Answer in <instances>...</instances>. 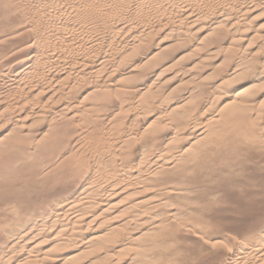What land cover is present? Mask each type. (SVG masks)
<instances>
[{
    "label": "rangeland",
    "instance_id": "374dc122",
    "mask_svg": "<svg viewBox=\"0 0 264 264\" xmlns=\"http://www.w3.org/2000/svg\"><path fill=\"white\" fill-rule=\"evenodd\" d=\"M28 1H31V2L30 3L28 2L27 6L25 4L23 6L24 8H22V7L17 8V4L20 2L18 0H15V1L14 0H12V1L11 0H0V68H1L0 73H2L4 70L9 69L11 66H13L15 64V62L17 63V62H20L22 59H27L28 52H27V49L25 50L26 47L23 48V46H22L17 50V48H15V47L10 48V45L15 43V42L17 43L20 38L22 39V35H23V38L25 37V32H23L24 31L23 26H25V24H24L25 22L23 23L21 20H23V21L28 20V18H29L28 16H31L34 10H35L34 12L37 11L41 16L42 15H43V17L45 16V20L50 18V22H52L54 24V26H56V29H59V31H57L55 29V31H54V35L56 34L54 36L55 39L53 37L51 39L50 45L47 46V49L45 51L46 56L43 54V56L39 59L42 62L41 65H39V68H38V66H35V68H34L35 70L32 73L28 74V76L26 75L23 78L10 77L7 80H5L6 82H1V84H0V86H1L0 87V185H1L0 189L2 188L0 190V205H1L0 206V242H2V244L0 243V247H1L0 250L4 246L7 245L6 243L8 241H11V240L13 241L16 239V237L19 238V237H22L23 235L26 234L23 231V229L25 230V228L32 225V223H33V221H30V220L34 219L35 215H36L35 209L37 207L35 208V206L37 205L36 204L38 201L37 198L39 199V197L41 195H43V193H45V191L48 187H50L51 185H55L56 183H58L60 181L61 176L58 174L61 171L64 172V171L70 170V172H72L73 174H76V173H79V171L81 170L80 168H82L83 170L85 169L87 171L91 167V171L95 169L94 173H93V176H94L93 179H95L94 180L95 184L97 183V186L99 188H102L104 186L103 184H105V182H106L105 176L107 173H105V172L107 170V167L109 169V168H111L110 166H114L115 162L119 161L120 157H118V156H120L122 154L121 152H122V149L124 146H125L124 147L125 149L128 147H129V149L133 148L131 150L132 151L134 150L135 152L133 151L132 154L135 155L136 157L141 156L144 152L148 157L152 158L153 155L155 156V155H158L161 153V152H159V151H162L161 148H163V151H164V149L167 151L169 150V152H167L168 156H171V155L174 156L175 154H177V150L179 151L182 147H184L191 140L190 137H192L194 135L193 133H195L199 129V127L200 128H202V126L205 127L209 122L207 120H209L210 118H214V117H216L215 122H214L216 125L213 123L212 126H208L209 130L207 129L208 132L207 131L206 132L210 134V137H209V135L206 134L204 136V138L206 139L208 136V138H207L208 140L207 139L204 140V138H203V140L201 141L203 143L201 145L206 144L207 141L210 142V140L211 141H213V140L217 141L218 139L219 140L220 139L225 140L228 137L227 135L230 134L229 129H231V128L230 127H228L229 129L224 128L225 127L224 122H226V118L224 119L223 117H225V116H223L220 119H217L220 117L217 114H220V113L223 114L224 113V115H225V114H227V112L229 113V110L231 111L234 107V105L231 103H234L237 101H238L237 103H239V101L242 99L243 96L248 98L247 100H250L252 102V103L250 102L251 104H254V108L250 107V108H253L252 110H250L251 113L249 111H248V113L253 115V117L250 115V117H251L250 122L252 120V123L254 124V128H257V129L253 128L254 130H256V135L254 134L256 137L253 135L254 136L253 138H255V139L252 138L253 141H250V143H249L248 140H250V139H248V138H250L251 136L248 138H245L246 136H243L241 140L243 141L245 139V141H248V142L244 141L246 143L245 144L241 141L242 143H240V144L243 147L241 146V149L239 151L235 150V148L231 147L229 144H228L229 146L227 144L225 146V143H226L225 142L226 140H225L224 146L222 145L223 146L222 149L224 150L228 146L229 151H227V149L224 151L221 149L219 151H221L220 153L222 156L226 155L227 157H229L228 159L230 161L228 159H224V157L221 158L219 156L220 153H218V151H215V152L213 151V153H212L213 158H215V160H217L215 162L216 163V165H215L216 169L214 171H215V173L217 172L218 177L215 179V183L212 182V184L206 185V187H204V189H203L205 191L204 195H206L207 202H208V199H209V202H211V204L209 202L208 203L205 202V204H206V206L210 205L208 207L213 209V211H216L218 214L217 215L218 217L222 216L219 218H222V219L228 221V223H230V224H235L237 227H243V225L246 226L251 221L252 222L255 221L256 218H260L261 216H263L262 214L258 215L256 210L257 209L259 210L263 206V202H264V199H263L264 198L263 197L264 196V194H263L264 190L262 192H260L261 193L260 196L263 194L262 198H261V199H263L262 201L260 200V196L258 193V191H259L258 186H260L261 183L264 184V181H263L264 180L263 179V177H264V158H263V156H264L263 155L264 154V111H262V110H264V92H263L264 91V82H263V84L252 85V83L249 80H250V77H251L253 70H256V68L264 67V18H263L264 15H263V17H261L260 15L257 17H254L256 21L253 19L250 20L249 21L250 26H248L250 29L247 28V25H248V23H247L245 28H242V30H238L239 32H237V33L235 32L236 33L235 34L233 32L236 29L234 30L231 28H229V29L227 28L230 26L221 27V30H220V28H218L219 30H217V31L209 30V28H207V27L209 26L212 18H214L215 16L216 17L219 16V14L222 13V10L223 11L227 10V12L230 13L231 9L233 8V10L236 11L237 9L235 6H237L239 4L238 2H240L241 0H215V1L214 0H193V2H195V4L199 5V3H200L202 6H204V7H202L200 5L202 8H206V13L207 14L209 13L208 15H210V17H211V19H210V17L205 18L204 22L202 21L201 24L197 25L196 27L195 26L190 27L189 19L185 18V15L187 13L186 12L187 9L184 5L185 3H182L184 6L182 4L180 5L178 3L177 4L175 3V5L168 4V3L167 4H161V5L157 4V7H154L155 9L153 8L150 11V10H145L141 7H136V5H134L130 1L121 2L119 0H92V1L91 0H59V1L58 0H28ZM187 1L192 2V0H187ZM7 2H9V3H7ZM23 2L26 3L27 0L26 1L24 0ZM51 2H53V3H51ZM230 2H231V4H230ZM12 3H14L15 6ZM29 5H30V7H29ZM163 6L166 7L167 9L164 8ZM16 8L18 10H16ZM29 8H31V9H29ZM183 8H184V10H183ZM14 10L16 11L15 13H14ZM19 10H20V13H19ZM21 10H22V13H21ZM60 10H61V13H60ZM17 11H18V13H17ZM27 11H28L29 15L28 14L25 15L27 13ZM31 11H32V13H31ZM94 11L97 12L96 16H93V15H95ZM118 11H119V14H118ZM126 11L129 12V15L131 14L129 19H127V20H129L130 22H133L132 24L134 27L132 26V31H131V27H129V28H128V26L123 27L124 26V20L121 18L122 15L120 13L124 14V12H126ZM40 12H42L44 14H41ZM262 14H264V13L262 12ZM20 15H24V16H20ZM211 15H213V16H211ZM119 16L121 19L119 18ZM47 17H49V18H47ZM131 17H133V18H131ZM16 18L18 20L20 19V23H19L20 25L18 23L17 24L14 23L13 19H16ZM257 18L259 20H257ZM10 20H11V22H10ZM92 21H94V22H92ZM122 21H123V24H122ZM21 22H22L23 26H22ZM134 22H135V25H134ZM146 22H148V23H146ZM149 22H151V24ZM156 23H159V24L157 25ZM164 23H166V24L168 23L167 27H169L170 30L171 29H178L180 26L181 31L187 30L186 32L188 34L185 33V35H183L185 38L183 41L180 40L179 42H177V41L171 42L172 38L170 37V35L168 36L167 33L169 31L165 30V29H167L166 26H165V29L163 30V32L160 31L161 30L160 27H164ZM147 24L150 26H148ZM162 24H163V26H162ZM181 25H183V26H181ZM152 26H154V27L157 26V28L160 30L159 31L154 30L157 28L156 27L152 28ZM59 27H61L62 29ZM145 28H147V29L152 28V32H151V30H149V32H147L148 36L146 34L143 35L142 29H145ZM246 28H247V30H246ZM19 29H21V30H19ZM21 31L23 33H21ZM188 31H190V32H188ZM197 31H198V33H197ZM241 31H245V33L241 32ZM17 33H21L22 35L17 34ZM149 33H151V34H149ZM242 33L245 34L246 36H244ZM247 34H248V36H247ZM217 35H219V36L217 37ZM214 36H216V37H214ZM245 37H247L248 39ZM260 37H262V38H260ZM202 38H204V40ZM241 38L245 41H243ZM213 40H214V42H212ZM238 40H240L241 42H239ZM160 41H162L163 44L161 45L160 48H157L159 46L158 42H160ZM202 41H203V43H202ZM209 41H210V44H209ZM135 43H137V44H135ZM177 43H179V44H177ZM148 44H150V45H148ZM250 44H251V46H250ZM118 45H119V47H118ZM172 46H174L175 48ZM176 46H177V48H176ZM22 49H24V50H22ZM20 50H22V51H20ZM136 51H138V52H136ZM160 51H161V53H160ZM53 52H54V54H53ZM168 52H171V53L169 54ZM188 54H190L191 56ZM243 54H244V56H243ZM253 54H254L255 58L252 56ZM156 55H157V57L154 58V56H156ZM152 57H153V59H151ZM166 58L168 59L167 61H166ZM188 58H190V59H188ZM213 59H215V60H213ZM245 59L247 61H249V63L247 61L245 62ZM207 60H208V62H207ZM241 60L242 61L244 60V62L246 64L245 70H242L243 72L241 71V73H238L239 75H237V76L235 74H231V69L238 62L239 63L242 62ZM66 61L67 62L69 61V63H67ZM145 61H147V63ZM151 61H152V63H151ZM82 62L83 63L85 62V64H83ZM5 63H7V65L4 66L3 64H5ZM144 63H146V64H144ZM175 64H176V66H175ZM195 64H197L198 66ZM247 65L250 66L249 67L250 69L248 68ZM196 66L198 68H195ZM218 66L220 68H218ZM255 66H256V68H255ZM207 67H209L210 69ZM133 68H135V69H133ZM163 69L165 70V72ZM216 71L218 73H216ZM132 72H134V73H132ZM244 72H246V73H244ZM99 73H101L100 76H99ZM211 73H213L212 76H211ZM135 75H137L138 77ZM244 76H245V78H244ZM170 77H172V78H170ZM208 77H209V79H208ZM237 77H238V79H237ZM131 78H133V79L130 80ZM234 78H236V79H234ZM173 79H174V81H172ZM232 79H234V80L232 81ZM133 80L135 82H133ZM170 80H171V82H169ZM225 80H227V81H225ZM229 80H230V82H229ZM129 83H131V84H129ZM164 83H166V85ZM219 83L221 84V86L218 85ZM204 86H205V88H204ZM249 86H250V88H249ZM254 86H256V87H254ZM258 86H260V87H258ZM174 88L176 90H174ZM245 88L246 89L249 88L250 90L249 89L246 90ZM260 88H262V89H260ZM52 89L53 90L58 89V90H56L58 92L55 91L56 94H55V92L53 93L54 96L52 95V93H50L52 91ZM106 89H108V91ZM253 89H255L256 91ZM43 90H45V91L43 92ZM47 90L48 91L50 90L49 93L47 92ZM114 90L116 91L115 93H114ZM175 91H176V94H175ZM245 91H248V93ZM27 92H30V93L27 94ZM172 92H173V94H172ZM37 93H38V95H37ZM47 93H48V95H47ZM87 93H89V94H87ZM147 93L149 96L147 95ZM160 93H162V94L160 95ZM49 94H51L52 96H50ZM238 94L240 95V97ZM168 95H169V97H168ZM90 97H94L96 99H94V98L91 99ZM110 97H112V98H110ZM141 97H144V98H141ZM176 97H177V99H176ZM237 97H238V99H237ZM26 98L27 99L31 98L32 99L31 101H33V100L35 101V102L34 101L32 102V103H35V105H34L35 109L34 110H37L39 108V110H37V111H40V113L42 114V115L39 114L40 117L34 115L35 113L34 114L32 112L28 113V111H30V108L27 111L21 110V109H23L21 107L23 106L22 104L24 103ZM100 98L102 101L100 100ZM188 98H190V99H188ZM38 99L40 102L38 101ZM145 99H148L147 104H146V101L143 102ZM197 100H198V102H197ZM68 101L70 102V105L73 107L74 106H77V107L80 106L81 109L85 108L82 111L85 110V112L87 113V114L82 113V116H84V114H86L83 118L76 114L75 115L76 117L74 116V119L71 117L70 118L71 120L67 121V122H70V127L72 128V130L70 128V133L72 131H75V133L72 132V134L74 133L75 135L70 134L71 137H70L69 148L66 147L65 142L62 145L63 142H61L62 140L60 141L61 138L59 139V137H62V133L61 134L59 133L61 131L55 132L56 131L55 128H53L51 125H50V128L52 127V129L48 128L49 127L48 126L49 120L47 119V115H50L51 113H53L54 111H52V110L56 111L58 106L60 105V103L61 104L63 102L69 103ZM187 103L188 104L191 103V104L187 105ZM229 104H231L233 106H231ZM73 107H72V109H73ZM100 108H103V111H102V109L100 110ZM173 109H174V111H173ZM171 110H172V112H171ZM207 110H209V111H207ZM210 111H213V112L211 113ZM225 111H227V112L225 113ZM96 112H97V115H96ZM215 113H217V114H215ZM259 113H260V115H259ZM45 114H47V115H45ZM178 114H179V116H178ZM182 115H183V117H182ZM215 115H217V116H215ZM45 116H46V121L41 119V118H45ZM175 116H176V118H175ZM117 117H118V119H117ZM179 117H180V119H179ZM176 119H178V120H176ZM39 120H42V121H39ZM255 120H256V122H255ZM60 121H63V119ZM178 121H180L179 125H178ZM40 122H41V124H40ZM150 122H151V124H149ZM188 122H190V123H188ZM216 122H218V123H216ZM16 123H18V124H16ZM65 123H66V121H64L63 124H65ZM80 123H82V124H80ZM134 124H136V125H134ZM182 124H183V126H182ZM257 124H258V126H256ZM169 125H170V127L168 128L167 126H169ZM198 125H200V126H198ZM259 125H260V128H259ZM33 126H34V128H33ZM59 126H61V125H59ZM146 126H148L149 128H147ZM165 126H166V128H165ZM187 126H190L192 128H190V127L187 128ZM218 126H220V127H218ZM145 127H146V129H145ZM31 128H32V130H31ZM62 128L60 127L58 129L62 130ZM73 128H74V130H73ZM75 128H76V130H75ZM176 128L177 129L179 128V129L177 130ZM195 128H196V130H195ZM205 128H207V127H205ZM210 128L211 129L213 128V129L210 130ZM144 129L146 131L145 133H144ZM153 129H155V130H153ZM161 129H164V131H166V132H164L163 130H162L163 132L160 131ZM181 129H182V131H181ZM221 129L223 130L224 134L222 133ZM225 129L229 130V131H225ZM176 130L178 132L179 131L180 132L177 133ZM184 130H186V131H184ZM192 130H193V132H192ZM216 130L218 133L216 132ZM49 131H51V132H49ZM213 131L216 133H214ZM221 134H223V135H221ZM188 135H190V136H188ZM56 136L57 137L59 136L58 139ZM80 136H82V137H80ZM143 136L145 138H142ZM147 136H148V138H147ZM55 137H56V141H58L57 142L58 146H59V147L57 146L58 149H55L56 146H54L56 143V141H54ZM177 137H179V138L181 137L180 139H183L184 141L180 140ZM13 138H15V139H13ZM42 138H44V139H42ZM46 138L48 141H46ZM91 138H93V139H91ZM149 138H150V141H147V139H149ZM216 138H217V140H215ZM82 139H84V140H82ZM145 139L147 141L146 143L144 142ZM177 139H178V141H176ZM19 140H21V141L18 142ZM27 140H28V142H27ZM117 140H118V142H117ZM122 140H125L126 143ZM38 142L41 144H38ZM42 142H44V143H42ZM53 142H55V143H53ZM59 142H61V143L59 144ZM97 142H99V143H97ZM178 142H179V144H178ZM251 142L253 145L251 144ZM51 143H53V144H51ZM10 144H12V145H10ZM131 144L133 147L130 146ZM121 145H122V147H120ZM148 145H150V146H148ZM18 146H20V147H18ZM23 146H25V147H23ZM152 146L154 149L151 148ZM174 146H176V147H174ZM247 146H249V147H247ZM16 147H18V148H16ZM65 147H66V150H65ZM170 147H172V148H170ZM204 147L205 146H202V148H204ZM34 148H36V149H34ZM120 148H122V149H120ZM149 148H151V149H149ZM52 149H55V150L53 151ZM125 149H123V151H126ZM257 150H258V152H257ZM51 151H53L54 155H55V152H57V156L58 155H61V156L57 157L55 155L56 156L55 157L52 154V156H54V157H52L50 154V153H52ZM67 151H69V155H70L69 160H68L69 157H67L65 154V152H67ZM58 152H59V154H58ZM71 154H73V155H71ZM252 154H254V155L252 156ZM37 155H39V156H37ZM29 159H30V161H29ZM52 159L54 162L52 161ZM3 161H4V163H3ZM75 161H77V162H75ZM111 161L112 162L115 161V162H113L114 164H112ZM13 162H15V163H13ZM26 162H28V163H26ZM106 162L109 164V166L107 165ZM33 163H34V165H32ZM69 163H71V164H69ZM225 163H226V165H225ZM227 163H228V165H227ZM221 164H222V166H221ZM57 169H59V170H57ZM101 171H103V172H101ZM56 172H57V174H56ZM257 172H259V173H257ZM15 173H16V175H15ZM250 173H251V175H250ZM26 174H27V176H26ZM8 175H10V177ZM183 175H185V177H183V179H182L183 181H181V183H179L175 186L179 187L180 189L184 188V190H185L184 193L186 194V195L184 194L185 199L187 201L191 199L190 201H192V196H193V198H195L198 194H200V193H198V187H199V185H198L199 183H197L198 179L192 180L189 176L190 175L189 172H185V173L183 172ZM1 176H2V178H1ZM37 176H38V178H37ZM56 176H58V177H56ZM259 177H262V178H259ZM20 178H22V180ZM43 178H45V179H43ZM186 178H187V181L184 180ZM25 179L27 181L26 183L23 182V181H25ZM190 179H191V181H190ZM42 180L44 183L42 182ZM97 180H99V181H97ZM188 181H190V182H188ZM194 181H196V182H194ZM101 182H103V184ZM244 182H246V183H244ZM61 183L59 182V184H61ZM192 183H194V185ZM42 184H43V186H42ZM182 184H184V186ZM195 184H197V185H195ZM13 185H14V187H13ZM18 186H20L21 188ZM98 187H97V190L100 191L101 189H98ZM260 187H264V185L261 184ZM188 188H190V189H188ZM207 188H209V189H207ZM206 189L208 190V192ZM254 189H256L257 191ZM232 190H234V191L232 192ZM217 191L220 193H218ZM229 191H230V193H228ZM209 192H211V193L209 194ZM15 193H17V194H15ZM196 193H197V195H196ZM212 193H213V195H212ZM224 193H226V194H224ZM231 193H234V194H231ZM241 193H243V194H241ZM18 194H20V196H18ZM188 194H190L191 196ZM228 194H229V196H228ZM249 194L256 195V198H255L256 200L254 198H252L251 200H248L249 202H247V199H249ZM207 196H208V198H207ZM209 196H211L212 198ZM258 196H259V198H258ZM168 200H169V202H168ZM240 200H242V201H240ZM155 201H157L156 203L161 201V203H162L161 208H163L165 206L163 208L164 211L170 215H171L172 211L174 210V208L176 209V213H177L178 208H179V210H178V214L176 215L177 217L175 216L176 219H174L175 218L174 217L171 222H167L166 224L163 222L164 225L162 224V226L159 227L160 231L158 229H156V230L153 229V231L151 230L152 235H150V239L154 240L156 238V240H159V237H158L159 232H160L159 235L163 234L162 232H165L166 235H168V234L172 235V233H174L173 234L174 237H175L176 233H178L176 235L177 241L176 240H174V241L170 240L169 241L170 244L175 245V249H176L175 251L176 252H178L177 251V248H178V250H179L178 253H180L179 255H178V253H176V255H178V258L180 259L179 256L181 255V257H182L184 252H185L184 250H181V251H183V252H181L180 247H178V246L184 245L182 247L186 248V252L190 253V252H192V249H195V251L193 250L194 252H192V254L193 255L198 254L196 256V257H198L197 259L203 260V261H200V260L197 261V259H194L195 256H193L191 253H190L191 256H190V254L185 253L184 256L185 255L190 256L188 258L193 260V262H192V260L187 259V260H190V263H194L196 261H197L196 263L201 262L202 264H205V263L206 264H208V263L209 264H212V263L217 264V263H219L220 262L219 255L227 250L228 247H226V246H229V245L225 244L226 241L222 240L225 242V243L223 242V244H222V242L221 243L219 242L220 241L219 239H216V237L219 235H227V236H225V238L226 239L229 238L228 240L230 242L231 241L233 242L234 239L236 240V238L241 239V237H242V239H243L244 235H247V234L249 235V230H247L245 233L240 234L239 232L234 231L233 229L222 228V227L219 229L218 226L212 227L214 225L209 221L208 222L210 224L207 221H205V222L204 221L201 222L199 220L196 221V219L192 218L193 215L192 214H191L192 216L190 215L191 212L193 213V210L195 208V207H193V205H196L193 202L191 203L190 201H188V202L186 201L187 203H183V204L180 203L181 205H177L175 203V200H171L168 198H166L164 200L157 199ZM170 201H172V202H170ZM238 201H239V203H238ZM212 204H214V205H212ZM260 204H261V207L259 206ZM166 205L168 206V208H166ZM181 207H182V210H181ZM169 208H171V209H169ZM155 210H157V208ZM178 216H180L182 218H180ZM177 218H180V220ZM188 219H190V220H188ZM194 225H195V227H194ZM175 227H177V228H175ZM216 228L218 230H216ZM123 229L124 230L122 231V233H120V235H123L124 231H125V233L129 232L127 229H125V228H123ZM211 229H212V231H211ZM172 230H174V231H172ZM154 231L157 232V234L153 233ZM7 235H8V237H6ZM241 235H243V236H241ZM120 238H122V237L110 239L109 240L110 242L113 240L111 242L112 245L110 243L106 242L107 244H103L102 246L96 245L99 248L98 247L96 248V246H95V248L93 247V248L86 249L85 250L86 252L84 254L82 253L79 256L71 254V256H75V257H71L72 259L70 258L71 264H91V263L92 264H114V263L115 264H118V263L119 264H130V263H133L134 261L132 260V258L134 257L133 259H137L135 257L136 251L132 250L131 247L130 248H128V247L126 248V246L120 247L119 246V244H121ZM114 239H116V240L114 241ZM191 240H193V241H191ZM217 240H218V242H216ZM215 242H216V244H215ZM217 243H219V244H217ZM3 244H4V246H2ZM170 244H168V245H170ZM224 244H225V246H224ZM51 246L52 245H50V247ZM188 246H190V247H188ZM172 247H174V246H172ZM187 247L191 248V250L187 249ZM193 247H196L197 249L193 248ZM119 248H121V249H119ZM225 248H226V250H224ZM90 249H92V250H90ZM118 249L121 250V252ZM170 249H173V248H170ZM89 250L91 251V254H90ZM97 250H98V253H97ZM92 251L95 253H93ZM106 252H109V253H106ZM174 255H172L173 257L170 255L171 257L166 258L165 260H163L162 263H161V261H159V263H161V264H179L180 261L177 262L179 259H176L177 257L176 256L174 257ZM110 256H111V258L114 256L115 257L112 258L113 259L112 260L110 258ZM131 256H132V258H131ZM187 256H185V257H187ZM97 259H100V260H97ZM13 261H15V259H13ZM94 261L96 263H94ZM204 261H206V262L204 263ZM156 262L157 261H155V263ZM28 264H30V263H28ZM31 264H34V263H31ZM138 264H140V263H138ZM141 264H142V262H141Z\"/></svg>",
    "mask_w": 264,
    "mask_h": 264
},
{
    "label": "bare ground",
    "instance_id": "6f19581e",
    "mask_svg": "<svg viewBox=\"0 0 264 264\" xmlns=\"http://www.w3.org/2000/svg\"><path fill=\"white\" fill-rule=\"evenodd\" d=\"M12 1V0H11ZM15 1V0H14ZM20 1L17 4V8H24L23 6L26 4V6L28 5L27 3L31 2L28 1L25 3L22 0H18ZM26 1V0H25ZM59 1V0H58ZM92 1V0H91ZM121 2H125V1H130L132 2L134 5H136V7H141L145 10H152L154 7H157V4H172L175 5V3L177 4H182L185 3V7H186V15L185 18L189 19V24L190 27L191 26H197L199 24H201V22H204L205 18L210 17V15H208L206 13V8H202L204 6H202L200 3L195 4V2H190L187 0H119ZM215 1V0H214ZM17 2V1H16ZM57 2V1H56ZM66 2V1H65ZM64 2V3H65ZM120 2V3H121ZM4 3V2H3ZM9 3V2H7ZM53 3V2H51ZM62 3V2H61ZM84 3V2H83ZM207 3V2H206ZM239 4L236 7V11L233 10V8L231 9V12H227V10H222V13L219 14V16H215L214 18H212L209 26L207 28H209V30L212 31H217L219 30L218 28L221 27H227L228 29H236L233 33H237L239 32L238 30H242V28H245L247 23V28H249V21L250 20H255L254 17L257 16H261L263 17L264 14H262V12L264 13V0H241L240 2H238ZM14 5V3H12ZM123 4V3H122ZM121 4V5H122ZM204 4V3H203ZM210 4V3H209ZM231 4V2H230ZM235 4V3H234ZM32 5V4H31ZM107 5V4H106ZM124 5V4H123ZM183 5V4H182ZM183 5V6H184ZM202 7H201V6ZM15 6V5H14ZM13 6V7H14ZM166 6V5H165ZM30 7V5H29ZM32 7V6H31ZM40 7V6H39ZM74 7V6H73ZM159 7V6H158ZM161 7V6H160ZM164 7V6H163ZM171 7V6H170ZM178 7V6H177ZM234 7V8H235ZM16 8V10H18ZM26 8V7H25ZM33 8V7H32ZM79 8V7H78ZM166 8V7H164ZM181 8V7H180ZM14 9V8H13ZM31 9V8H29ZM77 9V8H76ZM155 9V8H154ZM167 9V8H166ZM37 10V9H36ZM122 10V9H121ZM184 10V8H183ZM182 10V11H183ZM11 11V10H10ZM26 11V10H25ZM35 11V10H34ZM32 13L31 16H28V20H21L25 26H23L22 22V26L25 32V37L23 38V35L21 33H23L21 31V33H17L22 35V39L18 40V42L13 43L10 45L11 47H15L17 48V50L23 46L26 47L25 50L27 49L28 52V57L27 59H22L20 62H15V64L13 66H11L9 69L7 70H2L3 72L0 73V84L1 82H6L5 80H7L10 77H17V78H23L26 75L28 76V74L32 73L35 69V66L41 65V60H39L43 54L45 55V51L47 49V46L50 45L51 43V39L56 35H54V31L56 29V26H54V24L52 22H50V18L45 20V16L43 17V15L41 16L37 11ZM101 11V10H100ZM123 11V10H122ZM129 11V10H128ZM126 11L124 12V14L120 13L122 16L121 18L124 20V26H128L131 27V31H132V26H133V22H130L129 20V12ZM209 11V10H208ZM16 11L14 10V13ZM18 13V11H17ZM20 13V10H19ZM22 13V10H21ZM41 14H44L42 12H40ZM61 13V10H60ZM96 16L97 12L94 11ZM132 13V12H131ZM28 14V11L25 15ZM119 14V11H118ZM262 14V15H261ZM29 15V14H28ZM52 15V14H51ZM100 15V14H99ZM162 15V14H161ZM171 15V14H170ZM20 16H24V15H20ZM50 16V15H49ZM86 16V15H85ZM91 16V15H90ZM133 16V15H132ZM213 16V15H211ZM26 17V16H25ZM57 17V16H56ZM117 17V16H116ZM8 18V17H7ZM53 18V17H52ZM58 18V17H57ZM56 18V19H57ZM67 18V17H66ZM114 18V17H113ZM120 18V16H119ZM120 18V19H121ZM133 18V17H131ZM264 18V17H263ZM9 19V18H8ZM62 19V18H61ZM186 19V20H187ZM211 19V17H210ZM14 23H20V19L18 20L13 19ZM58 20V19H57ZM60 20V19H59ZM81 20V19H80ZM133 20V19H132ZM257 20H259L257 18ZM52 21V20H51ZM61 21V20H60ZM162 21V20H161ZM256 21V20H255ZM11 22V20H10ZM94 22V21H92ZM253 22V21H252ZM148 23V22H146ZM151 24V22H149ZM155 23V22H154ZM153 23V24H154ZM163 23V22H162ZM123 24V21H122ZM157 25L159 23H156ZM164 23V27H160V29L157 28V26H155L157 29L154 30H160L163 32V30L165 29V26L169 32L167 33L168 36L170 35V37L172 38V41H177L179 42L180 40H184V36L185 33L188 34L186 31L187 30H183L181 31L180 26L178 29H169V27H167V24ZM180 24V23H179ZM178 24V25H179ZM20 25V24H19ZM135 25V22H134ZM148 25V24H147ZM146 25V26H147ZM173 25V24H172ZM252 25V24H251ZM11 26V25H10ZM18 26V25H17ZM21 26V27H22ZM150 26V25H148ZM163 26V24H162ZM169 26V25H168ZM183 26V25H181ZM58 27V26H57ZM134 27V26H133ZM154 26H152L153 28ZM154 27V28H155ZM61 28V27H59ZM136 28V27H135ZM148 28V27H147ZM142 29L143 30V35H147L149 30H151L152 32V28L151 29ZM193 28V27H192ZM246 28V30H247ZM13 29V28H12ZM62 29V28H61ZM147 29V30H146ZM204 29V28H203ZM227 29V30H228ZM250 29V28H249ZM262 29V28H261ZM21 30V29H19ZM57 31H59V29H56ZM120 30V29H119ZM177 30V31H176ZM206 30V29H205ZM245 30V31H246ZM263 30V29H262ZM185 31V32H184ZM201 31V30H200ZM199 31V32H200ZM211 31V32H212ZM231 31V30H230ZM245 31H241L243 33H245ZM19 32V31H18ZM120 32V31H119ZM130 32V31H129ZM141 32V31H140ZM157 32V31H156ZM167 32V31H166ZM190 32V31H188ZM203 32V31H202ZM249 32V31H248ZM60 33V32H59ZM198 33V31H197ZM216 33V32H215ZM224 33V32H223ZM226 33V32H225ZM235 33V34H236ZM242 33V34H243ZM247 33V32H246ZM255 33V32H254ZM58 34V33H57ZM141 34V33H140ZM151 34V33H149ZM156 34V33H155ZM211 34V33H210ZM231 34V33H230ZM19 35V36H20ZM99 35V34H98ZM194 35V34H193ZM212 35V34H211ZM244 36H246L245 34H243ZM102 36V35H101ZM151 36V35H150ZM191 36V35H190ZM213 36V35H212ZM219 35H217L218 37ZM226 36V35H225ZM233 36V35H232ZM248 36V34H247ZM254 36V35H253ZM260 36V35H259ZM117 37V36H116ZM169 37V38H170ZM187 37V36H186ZM192 37V36H191ZM216 37V36H214ZM147 38V37H146ZM154 38V37H153ZM167 38V37H166ZM213 38V37H212ZM247 38V37H245ZM244 38V39H245ZM257 38V37H256ZM262 38V37H260ZM24 39V40H23ZM55 39V37H54ZM103 39V38H102ZM149 39V38H148ZM160 39V38H159ZM204 40V38H202ZM214 39V38H213ZM242 39V38H241ZM248 39V38H247ZM252 39V38H251ZM254 39V38H253ZM3 40V39H2ZM83 40V39H82ZM123 40V39H122ZM143 40V39H142ZM151 40V39H150ZM161 40V39H160ZM165 40V39H164ZM163 40V41H164ZM222 40V39H221ZM225 40V39H224ZM227 40V39H226ZM243 40V39H242ZM257 40V39H256ZM260 40V39H259ZM239 42H241L240 40H238ZM245 41V40H243ZM252 41V40H251ZM5 42V41H4ZM143 42V41H142ZM186 42V41H185ZM206 42V41H205ZM214 42V40L212 41ZM55 43V42H54ZM149 43V42H148ZM203 43V41H202ZM216 43V42H215ZM222 43V42H221ZM238 43V42H237ZM25 46H24V45ZM137 44V43H135ZM141 44V43H140ZM145 44V43H144ZM152 44V43H151ZM163 44L162 41L158 42V47L160 48L161 45ZM171 44V43H170ZM179 44V43H177ZM207 44V43H206ZM210 44V41H209ZM230 44V43H229ZM257 44V43H256ZM255 44V45H256ZM139 45V44H138ZM150 45V44H148ZM154 45V44H153ZM188 45V44H187ZM216 45V44H215ZM90 46V45H89ZM137 46V45H136ZM135 46V47H136ZM144 46V45H143ZM191 46V45H190ZM205 46V45H204ZM251 46V44H250ZM253 46V45H252ZM119 47V45H118ZM123 47V46H122ZM133 47V46H132ZM140 47V46H139ZM154 47V46H153ZM174 47V46H172ZM187 47V46H186ZM197 47V46H196ZM138 48V47H137ZM175 48V47H174ZM177 48V46H176ZM227 48V47H226ZM141 49V48H140ZM143 49V48H142ZM163 49V48H162ZM24 50V49H22ZM20 50V51H22ZM60 50V49H59ZM138 50V49H137ZM172 50V49H171ZM179 50V49H178ZM114 51V50H113ZM142 51V50H141ZM166 51V50H165ZM210 51V50H209ZM219 51V50H218ZM226 51V50H225ZM234 51V50H233ZM237 51V50H236ZM235 51V52H236ZM245 51V50H244ZM62 52V51H61ZM138 52V51H136ZM167 52V51H166ZM172 52V51H171ZM171 52H168L169 54ZM198 52V51H197ZM216 52V51H215ZM247 52V51H246ZM19 53V52H18ZM161 53V51H160ZM196 53V52H195ZM207 53V52H206ZM250 53V52H249ZM248 53V54H249ZM259 53V52H258ZM52 54V53H51ZM54 54V52H53ZM142 54V53H141ZM148 54V53H147ZM260 54V53H259ZM155 55V54H154ZM186 55V54H185ZM190 55V54H188ZM198 55V54H197ZM233 55V54H232ZM46 56V55H45ZM67 56V55H66ZM96 56V55H95ZM159 56V55H158ZM191 56V55H190ZM216 56V55H215ZM244 56V54H243ZM254 57V54L252 55ZM257 56V55H256ZM73 57V56H72ZM114 57V56H113ZM149 57V56H148ZM157 57L154 56V58ZM193 57V56H192ZM241 57V56H240ZM252 57V58H253ZM6 58V57H5ZM63 58V57H62ZM132 58V57H131ZM163 58V57H162ZM183 58V57H182ZM196 58V57H195ZM202 58V57H201ZM219 58V57H218ZM228 58V57H227ZM246 58V57H245ZM255 58V57H254ZM153 59V57L151 58ZM159 59V58H158ZM184 59V58H183ZM190 59V58H188ZM217 59V58H216ZM230 59V58H229ZM4 60V59H3ZM110 60V59H109ZM145 60V59H144ZM149 60V59H148ZM156 60V59H155ZM168 59L166 58V61ZM215 60V59H213ZM226 60V59H225ZM19 61V60H18ZM153 61V60H152ZM151 61V63H152ZM161 61V60H160ZM165 61V60H164ZM163 61V62H164ZM205 61V60H204ZM242 61V60H241ZM247 60L245 59V62ZM67 62V61H66ZM87 62V61H86ZM105 62V61H104ZM147 63V61H145ZM162 62V63H163ZM178 62V61H177ZM208 62V60H207ZM224 62V61H223ZM228 62V61H227ZM231 62V61H230ZM244 60L242 62H238L232 69H231V74H235L236 76L239 75L238 73H241L242 70H245L246 64H245ZM249 63V61H247ZM10 63V62H9ZM69 63V61L67 62ZM83 63V62H82ZM144 63V64H146ZM149 63V62H148ZM199 63V62H198ZM222 63V62H221ZM254 63V62H253ZM85 64V62L83 63ZM91 64V63H90ZM104 64V63H103ZM129 64V63H128ZM150 64V63H149ZM160 64V63H159ZM173 64V63H172ZM231 64V63H230ZM252 64V63H251ZM4 66L7 65V63L3 64ZM10 65V64H9ZM12 65V64H11ZM63 65V64H62ZM193 65V64H192ZM197 65V64H195ZM256 65V64H255ZM260 65V64H259ZM69 66V65H68ZM82 66V65H81ZM91 66V65H90ZM160 66V65H159ZM176 66V64H175ZM198 66V65H197ZM195 68H198V67ZM202 66V65H201ZM220 66V65H219ZM218 66V68H220ZM244 66V67H243ZM248 66V65H247ZM2 67V66H1ZM77 67V66H76ZM85 67V66H84ZM118 67V66H117ZM116 67V68H117ZM154 67V66H153ZM210 67V66H209ZM207 67V68H209ZM250 66H248L249 68ZM37 68V67H36ZM66 68V67H65ZM139 68V67H138ZM142 68V67H141ZM140 68V69H141ZM166 68V67H165ZM164 68V69H165ZM194 68V69H195ZM215 68V67H214ZM227 68V67H226ZM256 68V66H255ZM64 69V68H63ZM83 69V68H82ZM98 69V68H97ZM135 69V68H133ZM153 69V68H152ZM163 69V70H164ZM205 69V68H204ZM210 69V68H209ZM250 69V68H249ZM100 70V69H99ZM116 70V69H115ZM192 70V69H191ZM198 70V69H197ZM248 70V69H247ZM93 71V70H92ZM199 71V70H198ZM207 71V70H206ZM0 72H1V68H0ZM98 72V71H97ZM165 72V70H164ZM222 72V71H221ZM243 72V71H242ZM62 73V72H61ZM71 73V72H70ZM84 73V72H83ZM134 73V72H132ZM216 73H218L216 71ZM215 73V74H216ZM246 73V72H244ZM251 73V72H250ZM101 73H99L100 76ZM111 74V73H110ZM131 74V73H130ZM210 74V73H209ZM214 74V75H215ZM144 75V74H143ZM213 75V73H211V76ZM226 75V74H225ZM248 75V74H247ZM68 76V75H67ZM137 76V75H135ZM218 76V75H217ZM53 77V76H52ZM78 77V76H77ZM113 77V76H112ZM133 77V76H132ZM138 77V76H137ZM242 77V76H241ZM250 77V76H249ZM33 78V77H32ZM146 78V77H145ZM172 78V77H170ZM195 78V77H194ZM200 78V77H199ZM232 78V77H231ZM245 78V76H244ZM31 79V78H30ZM133 78H131L130 80H132ZM161 79V78H160ZM196 79V78H195ZM209 79V77H208ZM227 79V78H226ZM230 79V78H229ZM236 79V78H234ZM232 79V81L234 80ZM238 79V77H237ZM240 79V78H239ZM25 80V79H24ZM40 80V79H39ZM43 80V79H42ZM62 80V79H61ZM84 80V79H83ZM87 80V79H86ZM127 80V79H126ZM159 80V79H158ZM211 80V79H210ZM228 80V79H227ZM225 80V81H227ZM241 80V79H240ZM9 81V80H8ZM64 81V80H63ZM174 81V79L172 80ZM201 81V80H200ZM252 85H259V84H263L264 82V67L262 68H256V70L252 71L250 80H249ZM52 82V81H51ZM65 82V81H64ZM133 82H135L133 80ZM132 82V83H133ZM171 82V80L169 81ZM198 82V81H197ZM230 82V80H229ZM128 83V82H127ZM158 83V82H157ZM225 83V82H224ZM233 83V82H232ZM5 84V83H4ZM3 84V85H4ZM46 84V83H45ZM51 84V83H50ZM121 84V83H120ZM131 84V83H129ZM136 84V83H135ZM155 84V83H154ZM166 85V83H164ZM203 84V83H202ZM211 84V83H210ZM10 85V84H9ZM57 85V84H56ZM78 85V84H77ZM100 85V84H99ZM106 85V84H105ZM153 85V84H152ZM168 85V84H167ZM199 85V84H198ZM218 85L221 86V84L219 83ZM251 85V86H252ZM66 86V85H65ZM76 86V85H75ZM81 86V85H80ZM79 86V87H80ZM89 86V85H88ZM126 86V85H125ZM151 86V85H150ZM157 86V85H156ZM1 87V86H0ZM178 87V86H177ZM201 87V86H200ZM256 87V86H254ZM260 87V86H258ZM34 88V87H33ZM74 88V87H73ZM125 88V87H124ZM179 88V87H178ZM205 88V86H204ZM217 88V87H216ZM250 88V86H249ZM247 88V89H249ZM253 88V87H252ZM221 89V88H220ZM229 89V88H228ZM246 89V88H245ZM246 89V90H247ZM262 89V88H260ZM24 90V89H23ZM34 90V89H33ZM46 90V89H45ZM43 90V92L45 91ZM58 90V89H56ZM56 90H53L50 92L52 93V95L54 96V92ZM99 90V89H98ZM108 91V89H106ZM116 90V89H115ZM114 90V93L116 92ZM136 90V89H135ZM165 90V89H164ZM174 90H176L174 88ZM250 90V89H249ZM255 90V89H253ZM31 91V90H30ZM50 91V90H49ZM49 91L47 90V92L49 93ZM132 91V90H131ZM204 91V90H203ZM219 91V90H218ZM225 91V90H224ZM256 91V90H255ZM58 92V91H56ZM55 92V94H56ZM62 92V91H61ZM69 92V91H68ZM101 92V91H100ZM125 92V91H124ZM208 92V91H207ZM248 93V91H245ZM264 92V91H263ZM12 93V92H11ZM30 92H27V94ZM47 93V95H48ZM98 93V92H97ZM152 93V92H151ZM150 93V94H151ZM168 93V92H167ZM240 93V92H239ZM253 93V92H252ZM255 93V92H254ZM45 94V93H44ZM70 94V93H69ZM89 94V93H87ZM123 94V93H122ZM162 93H160L161 95ZM173 94V92H172ZM176 94V91H175ZM205 94V93H204ZM227 94V93H226ZM258 94V93H257ZM256 94V95H257ZM38 95V93H37ZM50 96H52L51 94H49ZM114 95V94H113ZM125 95V94H124ZM148 95V93H147ZM155 95V94H154ZM159 95V94H158ZM239 95V94H238ZM247 95V94H246ZM249 95V94H248ZM25 96V95H24ZM60 96V95H59ZM64 96V95H63ZM69 96V95H68ZM71 96V95H70ZM88 96V95H87ZM100 96V95H99ZM105 96V95H104ZM110 96V95H109ZM149 96V95H148ZM153 96V95H152ZM243 96V95H242ZM253 96V95H252ZM16 97V96H15ZM96 97V96H95ZM163 97V96H162ZM169 97V95H168ZM193 97V96H192ZM201 97V96H200ZM211 97V96H210ZM240 97V95H239ZM244 97V98H243ZM242 99L239 101V103L234 102L231 103L234 105L233 109L230 111L229 113L227 111H225V113L227 112V114L224 115L221 114H217L220 117L217 119H220L221 117H223L224 119L226 118V122L225 123V127L224 128H228L230 127V134H228L227 138L225 140H217V138L215 140L217 141H207L206 144L201 145L203 142H201L204 138V136L207 134L210 137V134L207 133L208 132V126H212L213 123L215 122V118H210L208 122V124L205 126L207 128H205L204 126H202V128L199 127V129L193 133L191 140L184 146L182 147L179 151L177 150V154H173L174 156H168L167 152H169V150H165L163 151H159L161 152L158 155H153L152 158L148 157L144 152L141 156H135L133 155V151L131 149L128 148H124L126 151H123L122 148V154L118 157L119 161L115 162L114 166H110L111 168L108 169L105 173L106 174V182L105 184H103V182H101L104 186L102 188H99L97 186V183L95 184V179H93V173L94 170L91 171V167L90 169H88L87 171L82 168H80L81 170L79 171V173L73 174L72 172H70V170L68 171H64V172H60L58 175L61 176L60 178V183H56L55 185H49L50 187H48L45 191V193H43V195H41L39 197V199L37 198V205L35 206V211H36V215L35 218L30 220L33 221L32 225L28 226L27 228H25V230L23 229V231L26 233L25 235H23L22 237H19L15 240H11L8 241L6 244V246H4V244L2 246H4L1 250H0V264H28V263H34V264H71L70 262V258L71 257H75V256H71V254L73 255H81L82 253L84 254L86 251V249L89 248H95L96 245H103V244H107L113 241H109L110 239L113 238H117V237H122L120 238L121 244H119L120 247H125L126 248H132V250H135L136 255L135 257L137 259H133L132 256V260L134 261V264H138L142 262V264H161L163 262V260H165L168 257H171L172 255H174V257L176 256V259L178 258V255L180 253L178 248L176 252L175 250V245L170 244V240H176V235L178 233H176L175 237H174V233H172V235H166L165 232H162L163 234L159 235L160 232L158 233V237L159 240H156V238L150 239V235H152V231L153 229H160L159 227L162 226L163 222L166 224L167 222H171L173 220V218L178 214V210L177 209V213H176V209L174 208V210L172 211L171 215L168 214L167 212L164 211V207H162V203L161 201L156 203L157 199L160 200H164L166 198L171 199V200H175V203L177 205H181L183 203H187L190 200H186L185 196H184V188H179L175 185L181 183V181H183V177H185V175H183V172H189V176L192 180H196L198 179L197 183H199V187H198V194L196 193V197L193 198L192 196V201H190L191 203H195L196 205H193L194 210L193 213L191 212L190 215L192 214L194 219L199 220L201 222H205V221H209L211 222L215 227L218 226L219 229L222 228H229V229H233L234 231L241 233H245L247 230H249V235H241L244 238L242 239H238L236 238V240L234 239V241L230 242L228 239L225 238V236L227 235H219L216 237V239H219L220 243L224 241H226L225 244L229 245L226 246L228 247L227 250L226 248L224 250H226L225 252H223L222 254L219 255V259L220 262L217 264H264V202H263V206L261 207V204L259 205L260 209L256 210L258 215L262 214L263 216H261L260 218H256L255 221H251L250 223H248V225L243 227H237L235 224H230L228 223V221L219 218L222 216H217V212L213 211V209L209 208L208 206H206L205 202L208 203L206 200V195L205 191L203 190L204 187H206V185H210L213 183H215V179L218 177L217 176V172L215 173V165H216V161L215 158H213V151H218V153H220L222 149V147L224 146V141L225 146L226 144L230 145L231 147L235 148V150L239 151L241 149V144L240 143H245L248 142L250 143V141H253L252 138L256 135V130L257 128H254V124L252 123V120L250 122V115L253 117L252 114H250V110H252L254 108V104H251L252 102L250 100H247L248 98H246L245 96H243ZM6 98V97H5ZM21 98V97H20ZM33 98V97H32ZM63 98V97H62ZM65 98V97H64ZM67 98V97H66ZM70 98V97H69ZM85 98V97H84ZM88 98V97H87ZM91 99L94 97H90ZM112 98V97H110ZM144 98V97H141ZM147 98V97H146ZM149 98V97H148ZM151 98V97H150ZM209 98V97H208ZM224 98V97H223ZM246 98V99H245ZM34 99V98H33ZM50 99V98H49ZM54 99V98H53ZM68 99V98H67ZM96 99V98H94ZM99 99V98H98ZM109 99V98H108ZM107 99V100H108ZM177 99V97H176ZM190 99V98H188ZM238 99V97H237ZM32 99H27L24 101V103L21 105L23 109H21L22 111H27L30 108L29 112H32L34 115L39 116L42 115L40 113L39 108L37 110L35 109V103H32L33 101H31ZM41 100V99H40ZM85 100V99H84ZM87 100V99H86ZM101 100V98H100ZM143 100V99H142ZM147 100L145 99L143 102L146 101L147 104ZM235 100V99H234ZM254 100V99H253ZM17 101V100H16ZM39 101V99H38ZM53 101V100H52ZM88 101V100H87ZM99 101V100H98ZM97 101V102H98ZM102 101V100H101ZM110 101V100H109ZM154 101V100H153ZM164 101V100H163ZM263 101V100H262ZM35 102V101H34ZM40 102V101H39ZM49 102V101H48ZM69 102V101H68ZM84 102V101H83ZM100 102V101H99ZM106 102V101H105ZM124 102V101H123ZM122 102V103H123ZM161 102V101H160ZM191 102V101H190ZM198 102V100H197ZM251 102V103H250ZM257 102V101H256ZM95 103V102H94ZM126 103V102H125ZM185 103V102H184ZM207 103V102H206ZM254 103V102H253ZM39 104V103H38ZM46 104V103H45ZM59 104V103H58ZM139 104V103H138ZM142 104V103H141ZM191 104V103H190ZM187 103V105H190ZM198 104V103H197ZM220 104V103H219ZM227 104V103H226ZM229 104V105H231ZM122 105V104H121ZM165 105V104H164ZM200 105V104H199ZM228 105V104H227ZM231 105V106H233ZM252 105V106H251ZM12 106V105H11ZM37 106V105H36ZM79 106V105H78ZM148 106V105H147ZM163 106V105H162ZM217 106V105H216ZM256 106V105H255ZM8 107V106H7ZM71 107V108H70ZM73 106L70 105V102H63L62 104L60 103V105L58 106L57 110H52L54 111L53 113H51L50 115H47V119L49 120V127L50 125L55 128V132H59L60 134L62 133V137H59L60 141L63 142L62 145L64 144V142L66 143V147L69 148L70 146V134L73 135L75 133V131L72 134V132L70 133V122H67L68 120L70 121L71 117L74 119V116L77 114L78 116H81L82 118L87 114L84 111H82L83 109L77 106ZM86 107V106H85ZM96 107V106H95ZM94 107V108H95ZM122 107V106H121ZM188 107V106H187ZM194 107V106H193ZM199 107V106H198ZM197 107V108H198ZM230 107V106H229ZM228 107V108H229ZM253 107V108H250ZM89 108V107H88ZM87 108V109H88ZM98 108V107H97ZM123 108V107H122ZM125 108V107H124ZM159 108V107H158ZM196 108V107H195ZM231 108V107H230ZM250 108V109H249ZM260 108V107H259ZM20 109V108H19ZM86 109V110H87ZM103 108H100V110ZM149 109V108H148ZM172 109V108H171ZM178 109V108H177ZM185 109V108H184ZM191 109V108H190ZM212 109V108H211ZM41 110V109H40ZM48 110V109H47ZM122 110V109H121ZM125 110V109H124ZM141 110V109H140ZM150 110V109H149ZM148 110V111H149ZM216 110V109H215ZM226 110V109H225ZM228 110V109H227ZM50 111V110H49ZM81 111V112H80ZM95 111V110H94ZM101 111V112H102ZM123 111V110H122ZM165 111V110H164ZM174 111V109H173ZM180 111V110H179ZM184 111V110H183ZM193 111V110H192ZM209 111V110H207ZM224 111V110H223ZM248 111L250 113H248ZM264 111V110H262ZM3 112V111H2ZM6 112V111H5ZM80 114H79V113ZM109 112V111H108ZM119 112V111H118ZM129 112V111H128ZM154 112V111H153ZM172 112V110H171ZM177 112V111H176ZM211 113L213 111H210ZM253 112V111H252ZM260 112V111H259ZM82 113H86L84 114V116H82ZM146 113V112H145ZM150 113V112H149ZM207 113V112H206ZM14 114V113H13ZM119 114V113H118ZM125 114V113H124ZM137 114V113H136ZM169 114V113H168ZM184 114V113H183ZM186 114V113H185ZM196 114V113H195ZM19 115V114H18ZM33 115V116H34ZM44 115V114H43ZM97 115V112H96ZM95 115V116H96ZM120 115V114H119ZM173 115V114H172ZM181 115V114H180ZM194 115V114H193ZM212 115V114H211ZM215 115V116H217ZM260 115V113H259ZM258 115V116H259ZM9 116V115H8ZM7 116V117H8ZM13 116V115H12ZM32 116V115H31ZM35 116V117H36ZM100 116V115H99ZM148 116V115H147ZM167 116V115H166ZM177 116V115H176ZM175 116V118H176ZM179 116V114H178ZM214 116V115H213ZM40 117V116H39ZM43 117V116H42ZM76 117V116H75ZM87 117V116H86ZM106 117V116H105ZM104 117V118H105ZM142 117V116H141ZM173 117V116H172ZM171 117V118H172ZM183 117V115H182ZM186 117V116H185ZM193 117V116H192ZM260 117V116H259ZM19 118V117H18ZM33 118V117H32ZM38 118V117H37ZM99 118V117H98ZM136 118V117H135ZM157 118V117H156ZM169 118V117H168ZM170 118V119H171ZM187 118V117H186ZM39 119V118H38ZM42 120L46 121V116L45 118H41ZM63 121H60L62 120ZM86 119V118H85ZM101 119V118H100ZM118 119V117H117ZM133 119V118H132ZM166 119V118H165ZM180 119V117H179ZM185 119V118H184ZM197 119V118H196ZM216 119V120H217ZM39 120V121H42ZM82 120V119H81ZM91 120V119H90ZM156 120V119H155ZM162 120V119H161ZM178 120V119H176ZM222 120V119H221ZM263 120V119H262ZM9 121V120H8ZM27 121V120H26ZM64 121H66L65 124ZM85 121V120H84ZM92 121V120H91ZM158 121V120H157ZM218 121V120H217ZM259 121V120H258ZM6 122V121H5ZM4 122V123H5ZM10 122V121H9ZM34 122V121H33ZM38 122V121H37ZM79 122V121H78ZM144 122V121H143ZM161 122V121H160ZM178 121V125H179ZM256 122V120H255ZM36 123V122H35ZM62 123V124H61ZM85 123V122H84ZM155 123V122H154ZM183 123V122H182ZM190 123V122H188ZM218 123V122H216ZM259 123V122H258ZM261 123V122H260ZM8 124V123H7ZM18 124V123H16ZM38 124V123H37ZM41 124V122H40ZM39 124V125H40ZM74 124V123H73ZM82 124V123H80ZM88 124V123H87ZM93 124V123H92ZM117 124V123H116ZM151 124V122L149 123ZM166 124V123H165ZM187 124V123H186ZM215 124V123H214ZM256 124V123H255ZM43 125V124H42ZM61 125V126H59ZM90 125V124H89ZM136 125V124H134ZM141 125V124H140ZM175 125V124H174ZM177 125V124H176ZM188 125V124H187ZM216 125V124H215ZM220 125V124H219ZM41 126V125H40ZM59 126V127H58ZM110 126V125H109ZM152 126V125H151ZM172 126V125H171ZM183 126V124H182ZM200 126V125H198ZM197 126V127H198ZM258 126V124L256 125ZM2 127V126H1ZM36 127V126H35ZM52 127L50 129H52ZM62 128V130H59L58 128ZM100 127V126H99ZM133 127V126H132ZM147 128H149L148 126H146ZM145 127V129H146ZM168 128L170 127L167 126ZM178 127V126H177ZM190 126H187V128ZM220 127V126H218ZM4 128V127H3ZM34 128V126H33ZM111 128V127H110ZM113 128V127H112ZM138 128V127H137ZM161 128V127H160ZM166 128V126H165ZM175 128V127H174ZM192 128V127H190ZM215 128V127H214ZM222 128V127H221ZM223 128V129H224ZM254 128V129H253ZM260 128V125H259ZM2 129V128H1ZM89 129V128H88ZM93 129V128H92ZM135 129V128H134ZM144 129V133L146 132ZM177 129V128H176ZM179 129V128H178ZM177 129V130H178ZM208 129V130H207ZM213 129V128H212ZM210 128V130H212ZM225 131H229L226 130ZM13 130V129H12ZM32 130V128H31ZM72 130V128H71ZM74 130V128H73ZM76 130V128H75ZM85 130V129H84ZM149 130V129H148ZM147 130V131H148ZM155 130V129H153ZM164 131V129H161L160 131ZM176 130V131H177ZM196 130V128H195ZM215 130V129H214ZM222 130V129H221ZM220 130V131H221ZM30 131V130H29ZM47 131V130H46ZM129 131V130H128ZM131 131V130H130ZM159 131V132H160ZM162 131V132H163ZM182 131V129H181ZM186 131V130H184ZM207 131V132H206ZM224 131V132H225ZM9 132V131H8ZM35 132V131H34ZM51 132V131H49ZM54 132V133H55ZM154 132V131H153ZM158 132V131H157ZM166 132V131H164ZM180 132V131H179ZM177 131V133H179ZM193 132V130H192ZM214 132V131H213ZM212 132V133H213ZM217 132V130H216ZM214 132V133H216ZM232 132V133H231ZM141 133V132H140ZM149 133V132H148ZM155 133V132H154ZM176 133V132H175ZM176 133V134H177ZM218 133V132H217ZM223 133V130H222ZM14 134V133H13ZM16 134V133H15ZM27 134V133H26ZM37 134V133H36ZM88 134V133H87ZM94 134V133H93ZM159 134V133H158ZM224 134V133H223ZM221 134V135H223ZM255 134V135H254ZM9 135V134H8ZM11 135V134H10ZM19 135V134H18ZM29 135V134H28ZM45 135V134H44ZM75 135V134H74ZM119 135V134H118ZM128 135V134H127ZM254 135V136H253ZM27 136V135H26ZM31 136V135H30ZM36 136V135H35ZM46 136V135H45ZM44 136V137H45ZM91 136V135H90ZM99 136V135H98ZM101 136V135H100ZM132 136V135H131ZM136 136V135H135ZM175 136V135H174ZM177 136V135H176ZM190 136V135H188ZM216 136V135H215ZM226 136V135H225ZM246 136L245 138H248L250 140L245 141V139L242 141V137ZM9 137V136H8ZM49 137V136H48ZM47 137V138H48ZM57 137V136H56ZM56 137L55 140L56 141ZM57 137V139H58ZM82 137V136H80ZM93 137V136H92ZM116 137V136H115ZM114 137V138H115ZM122 137V136H121ZM126 137V136H125ZM151 137V136H150ZM256 137V136H255ZM3 138V137H2ZM24 138V137H23ZM46 138V141H48ZM86 138V137H85ZM90 138V137H89ZM98 138V137H97ZM96 138V139H97ZM128 138V137H127ZM138 138V137H137ZM142 138H145L144 136ZM148 138V136H147ZM179 138V137H177ZM181 138V137H180ZM179 138V139H180ZM186 138V137H185ZM208 138V136H207ZM206 138V139H207ZM7 139V138H6ZM9 139V138H8ZM12 139V138H11ZM15 139V138H13ZM22 139V138H21ZM44 139V138H42ZM49 139V138H48ZM53 139V138H52ZM72 139V138H71ZM81 139V138H80ZM93 139V138H91ZM110 139V138H109ZM116 139V138H115ZM129 139V138H128ZM127 139V140H128ZM204 138V140H206ZM255 139V138H253ZM5 140V139H4ZM84 140V139H82ZM86 140V139H85ZM89 140V139H88ZM126 140V139H125ZM125 140H122L125 142ZM143 140V139H142ZM158 140V139H157ZM182 141H184L183 139H180ZM208 140V139H207ZM21 140H19L18 142H20ZM39 141V140H38ZM43 141V140H42ZM87 141V140H86ZM94 141V140H93ZM147 141H150V138L147 139ZM146 139L144 140V142H147ZM156 141V140H155ZM173 141V140H172ZM171 141V142H172ZM178 141V139L176 140ZM175 141V142H176ZM223 141V142H222ZM242 141V142H241ZM245 141V142H244ZM6 142V141H5ZM8 142V141H7ZM26 142V141H25ZM28 142V140H27ZM58 141L53 142L55 143L54 146H56L55 149H58ZM59 142V144L61 143ZM118 142V140H117ZM123 142V143H124ZM136 142V141H135ZM143 142V141H142ZM141 142V143H142ZM181 142V141H180ZM209 142V143H208ZM35 143V142H34ZM44 143V142H42ZM51 143V144H53ZM90 143V142H89ZM99 143V142H97ZM108 143V142H107ZM116 143V142H115ZM126 143V142H125ZM130 143V142H129ZM149 143V142H148ZM21 144V143H20ZM24 144V143H23ZM38 144H41L38 142ZM80 144V143H79ZM121 144V143H120ZM151 144V143H150ZM173 144V143H172ZM179 144V142H178ZM246 144V143H245ZM252 144V142H251ZM255 144V143H254ZM258 144V143H257ZM12 145V144H10ZM19 145V144H18ZM26 145V144H25ZM47 145V144H46ZM126 145V144H125ZM128 145V144H127ZM144 145V144H143ZM166 145V144H165ZM164 145V146H165ZM223 145V146H222ZM228 145V146H229ZM253 145V144H252ZM5 146V145H4ZM14 146V145H13ZM17 146V145H16ZM27 146V145H26ZM40 146V145H39ZM132 146V144L130 145ZM150 146V145H148ZM154 146V145H153ZM153 146L151 148H153ZM172 146V145H171ZM202 146H205L204 148H202ZM227 146V151L228 147ZM251 146V145H250ZM257 146V145H256ZM20 147V146H18ZM16 147V148H18ZM25 147V146H23ZM30 147V146H29ZM36 147V146H35ZM41 147V146H40ZM43 147V146H42ZM59 147V146H58ZM64 147V146H63ZM65 147V150H66ZM104 147V146H103ZM119 147V146H118ZM122 147V145L120 146ZM133 147V146H132ZM146 147V146H145ZM162 147V146H161ZM167 147V146H166ZM176 147V146H174ZM243 147V146H242ZM249 147V146H247ZM52 148V147H51ZM50 148V149H51ZM110 148V147H109ZM117 148V147H116ZM149 148V149H151ZM172 148V147H170ZM232 148V149H233ZM256 148V147H255ZM259 148V147H258ZM13 149V148H12ZM24 149V148H23ZM36 149V148H34ZM55 149H52L53 151ZM60 149V148H59ZM64 149V148H63ZM62 149V150H63ZM98 149V148H97ZM107 149V148H106ZM154 149V148H153ZM158 149V148H157ZM224 149V150H226ZM64 150V151H65ZM156 150V149H155ZM172 150V149H171ZM175 150V149H174ZM223 150V149H222ZM223 150V151H224ZM234 150V149H233ZM259 150V149H258ZM257 150V152H258ZM261 150V149H260ZM18 151V150H17ZM31 151V150H30ZM33 151V150H32ZM37 151V150H36ZM35 151V152H36ZM41 151V150H40ZM39 151V152H40ZM47 151V150H46ZM53 151H51L53 154ZM58 151V150H57ZM70 151V150H69ZM69 151L65 152L66 156L69 157L68 160L70 159V155H69ZM76 151V150H75ZM74 151V152H75ZM102 151V150H101ZM100 151V152H101ZM105 151V150H104ZM222 151V152H223ZM255 151V150H254ZM26 152V151H25ZM34 152V153H35ZM87 152V151H86ZM97 152V151H96ZM135 152V151H134ZM158 152V153H159ZM226 152V151H225ZM9 153V152H8ZM46 153V152H45ZM61 153V152H60ZM176 153V152H175ZM234 153V152H233ZM236 153V152H235ZM59 154V152H58ZM68 154V155H67ZM93 154V153H92ZM95 154V153H94ZM98 154V153H97ZM157 154V153H156ZM224 154V153H223ZM258 154V153H257ZM4 155V154H3ZM19 155V154H18ZM54 155V154H53ZM55 155L57 156V152H55ZM54 155V156H55ZM73 155V154H71ZM81 155V154H80ZM103 155V154H102ZM106 155V154H105ZM151 155V154H150ZM246 155V154H245ZM254 154H252L253 156ZM260 155V154H259ZM264 155V154H263ZM6 156V155H5ZM39 156V155H37ZM45 156V155H44ZM50 156V157H51ZM52 156V157H54ZM55 156V157H56ZM61 156V155H58ZM57 156V157H58ZM221 158L224 157V159H228L229 157L222 156L221 153L219 155ZM241 156V155H240ZM247 156V155H246ZM36 157V156H35ZM41 157V156H40ZM48 157V156H47ZM66 157V158H67ZM72 157V156H71ZM115 157V156H114ZM10 158V157H9ZM23 158V157H22ZM64 158V157H63ZM73 158V157H72ZM104 158V157H103ZM133 158V159H132ZM239 158V157H238ZM251 158V157H250ZM257 158V157H256ZM264 158V156H263ZM5 159V158H4ZM26 159V158H25ZM43 159V158H42ZM115 159V158H114ZM17 160V159H16ZM19 160V159H18ZM112 160V159H111ZM229 160V159H228ZM30 161V159H29ZM50 161V160H49ZM48 161V162H49ZM53 161V159H52ZM80 161V160H79ZM78 161V162H79ZM223 161V160H222ZM230 161V160H229ZM9 162V161H8ZM34 162V161H33ZM47 162V161H46ZM54 162V161H53ZM52 162V163H53ZM77 162V161H75ZM93 162V161H92ZM109 162V161H108ZM112 162V161H111ZM112 162V164H114ZM219 162V161H218ZM4 163V161H3ZM15 163V162H13ZM28 163V162H26ZM25 163V164H26ZM38 163V162H37ZM107 163V162H106ZM117 163V164H116ZM68 164V163H67ZM71 164V163H69ZM224 164V163H223ZM262 164V163H261ZM34 165V163L32 164ZM45 165V164H44ZM105 165V164H104ZM107 165L109 166V164L107 163ZM226 165V163H225ZM228 165V163H227ZM48 166V165H47ZM46 166V167H47ZM67 166V165H66ZM77 166V165H76ZM222 166V164H221ZM220 166V167H221ZM17 167V166H16ZM42 167V166H41ZM87 167V166H86ZM89 167V166H88ZM101 167V166H100ZM39 168V167H38ZM69 168V167H68ZM67 168V169H68ZM99 168V167H98ZM105 168V167H104ZM40 169V168H39ZM79 169V168H78ZM176 169V170H175ZM227 169V168H226ZM30 170V169H29ZM59 170V169H57ZM65 170V169H64ZM97 170V169H96ZM102 170V169H101ZM105 170V169H104ZM221 170V169H220ZM12 171V170H11ZM32 171V170H31ZM22 172V171H21ZM96 172V171H95ZM103 172V171H101ZM262 172V171H261ZM18 173V172H17ZM42 173V172H41ZM52 173V172H51ZM75 173V172H74ZM259 173V172H257ZM38 174V173H37ZM57 174V172H56ZM55 174V175H56ZM98 174V173H97ZM220 174V173H219ZM16 175V173H15ZM31 175V174H30ZM34 175V174H33ZM39 175V174H38ZM45 175V174H44ZM54 175V174H53ZM83 175V176H82ZM105 175V174H104ZM103 175V176H104ZM235 175V174H234ZM251 175V173H250ZM10 177V175H8ZM27 176V174H26ZM48 176V175H47ZM82 176V177H81ZM101 176V175H100ZM34 177V176H33ZM40 177V176H39ZM55 177V176H54ZM58 177V176H56ZM263 177V176H262ZM259 177V178H262ZM2 178V176H1ZM8 178V177H7ZM38 178V176H37ZM46 178V177H45ZM43 178V179H45ZM100 178V177H99ZM258 178V179H259ZM5 179V178H4ZM22 180V178H20ZM59 179V178H58ZM190 179V181H191ZM243 179V178H242ZM251 179V178H250ZM264 179V177H263ZM11 180V179H10ZM39 180V179H38ZM54 180V179H53ZM187 181V178L184 179ZM227 180V179H226ZM13 181V180H12ZM40 181V180H39ZM58 181V180H57ZM56 181V182H57ZM99 181V180H97ZM188 181V182H190ZM218 181V180H217ZM258 181V180H257ZM262 181V180H261ZM260 181V182H261ZM264 181V180H263ZM23 182H27L26 179ZM33 182V181H32ZM37 182V181H36ZM43 182V180H42ZM41 182V183H42ZM196 182V181H194ZM44 183V182H43ZM47 183V182H46ZM227 183V182H226ZM246 183V182H244ZM2 184V183H1ZM10 184V183H9ZM35 184V183H34ZM54 184V183H53ZM100 184V183H99ZM186 184V183H185ZM194 185V183H192ZM239 184V183H238ZM241 184V183H240ZM262 185H264L263 183H261ZM260 184V186H261ZM12 185V184H11ZM184 186V184H182ZM197 185V184H195ZM220 185V184H219ZM237 185V184H236ZM1 186V185H0ZM43 186V184H42ZM102 186V185H101ZM100 186V187H101ZM192 186V185H191ZM218 186V185H217ZM224 186V185H223ZM259 187V196H260V192H262L264 190V187ZM11 187V186H10ZM14 187V185H13ZM12 187V188H13ZM20 187V186H18ZM25 187V186H24ZM37 187V186H36ZM101 189L100 191L97 190ZM248 187V186H247ZM21 188V187H20ZM26 188V187H25ZM231 188V187H230ZM2 189V188H1ZM0 189V190H1ZM190 189V188H188ZM209 189V188H207ZM206 189V190H207ZM213 189V188H212ZM233 189V188H232ZM235 189V188H234ZM239 189V188H238ZM15 190V189H14ZM21 190V189H20ZM256 190V189H254ZM3 191V190H2ZM13 191V190H12ZM11 191V192H12ZM17 191V190H16ZM26 191V190H25ZM41 191V190H40ZM39 191V192H40ZM44 191V190H43ZM213 191V190H212ZM225 191V190H224ZM228 191V190H227ZM234 190H232L233 192ZM257 191V190H256ZM10 192V191H9ZM15 192V191H14ZM195 192V191H194ZM208 192V190H207ZM218 192V191H217ZM241 192V191H240ZM4 193V192H3ZM6 193V192H5ZM36 193V192H35ZM187 193V192H186ZM193 193V192H192ZM211 192H209L210 194ZM216 193V192H215ZM220 193V192H218ZM230 193V191L228 192ZM7 194V193H6ZM10 194V193H9ZM17 194V193H15ZM32 194V193H31ZM194 194V193H193ZM207 194V193H206ZM226 194V193H224ZM234 194V193H231ZM230 194V195H231ZM243 194V193H241ZM264 194V191H263ZM262 194V195H263ZM186 195V194H185ZM190 195V194H188ZM213 195V193H212ZM254 194H249V199H247V202H249L248 200H251L252 198H256V195ZM262 195L260 196V200L262 201ZM18 196H20V194H18ZM33 196V195H32ZM191 196V195H190ZM229 196V194H228ZM241 196V195H240ZM248 196V195H247ZM258 196V198H259ZM211 197V196H209ZM221 197V196H220ZM225 197V196H224ZM233 197V196H232ZM246 197V196H245ZM264 197V196H263ZM19 198V197H18ZM208 198V196H207ZM212 198V197H211ZM236 198V197H235ZM5 199V198H4ZM225 199V198H224ZM253 199V200H254ZM256 200V199H255ZM13 201V200H12ZM187 201V202H186ZM242 201V200H240ZM14 202V201H13ZM24 202V201H23ZM166 202V201H165ZM169 202V200H168ZM172 202V201H170ZM213 202V201H212ZM10 203V202H9ZM16 203V202H15ZM181 203V204H180ZM211 204V202H209ZM216 203V202H215ZM239 203V201H238ZM252 203V202H251ZM256 203V202H255ZM19 204V203H18ZM167 204V203H166ZM249 204V203H248ZM13 205V204H12ZM170 205V204H169ZM214 205V204H212ZM211 205V206H212ZM1 206V205H0ZM5 207V206H4ZM8 207V206H7ZM173 207V206H172ZM222 207V206H221ZM244 207V206H243ZM251 207V206H250ZM157 208V210H155ZM166 208H168V206L166 205ZM187 208V207H186ZM226 208V207H225ZM231 208V207H230ZM239 208V207H238ZM246 208V207H245ZM255 208V207H254ZM171 209V208H169ZM193 209V208H192ZM232 209V208H231ZM243 209V208H242ZM253 209V208H252ZM256 209V208H255ZM182 210V207H181ZM247 210V209H246ZM250 210V209H249ZM186 211V210H185ZM218 211V210H217ZM230 211V210H229ZM248 211V210H247ZM17 213V212H16ZM18 214V213H17ZM184 214V213H183ZM220 214V213H219ZM248 214V213H247ZM25 215V214H24ZM187 215V214H186ZM191 215V216H192ZM237 215V214H236ZM171 216V217H170ZM182 216V215H181ZM185 216V215H184ZM190 216V217H191ZM250 216V215H249ZM177 217V216H176ZM176 217L174 219H176ZM180 217V216H178ZM225 217V216H224ZM248 217V216H247ZM2 218V217H1ZM182 218V217H180ZM180 218H177L180 220ZM185 218V217H184ZM238 218V217H237ZM23 219V218H22ZM186 219V218H185ZM190 220V219H188ZM175 221V220H174ZM7 222V221H6ZM15 222V221H14ZM21 222V221H20ZM208 222V223H209ZM231 222V221H230ZM207 223V224H208ZM193 224V223H192ZM200 224V223H199ZM202 224V223H201ZM205 224V223H204ZM210 224V223H209ZM230 224V225H229ZM245 224V223H244ZM164 225V224H163ZM172 225V224H171ZM183 225V224H182ZM196 225V224H195ZM194 225V227H195ZM206 225V224H205ZM25 226V225H24ZM166 226V225H165ZM175 226V225H174ZM210 226V225H209ZM26 227V226H25ZM173 227V226H172ZM204 227V226H203ZM211 227V226H210ZM217 227V228H218ZM123 228L127 229L129 232L125 233L123 235H120V233H122V231L124 230ZM177 228V227H175ZM184 228V227H183ZM216 228V230H218ZM19 229V228H18ZM202 229V228H201ZM214 229V228H213ZM22 230V229H21ZM152 230V231H151ZM157 230V231H158ZM223 230V229H222ZM160 231V230H159ZM174 231V230H172ZM203 231V230H202ZM212 231V229H211ZM201 232V231H200ZM156 233L157 232H153ZM11 234V233H10ZM171 234V233H170ZM196 234V233H195ZM11 236V235H10ZM14 236V235H13ZM17 236V235H16ZM126 236V237H125ZM8 237V235L6 236ZM153 237V236H152ZM155 237V236H154ZM161 237V238H160ZM201 237V236H200ZM203 237V236H202ZM229 237V236H228ZM5 238V237H4ZM174 238V239H173ZM13 239V238H12ZM192 239V238H191ZM232 239V238H231ZM238 239V240H237ZM108 240V241H107ZM116 239H114L115 241ZM183 240V239H182ZM181 240V241H182ZM194 240V239H193ZM191 240V241H193ZM208 240V239H207ZM224 240V241H222ZM3 241V240H2ZM177 241V240H176ZM107 242V243H106ZM218 242V240L216 241ZM215 242V244H216ZM2 244V242H0ZM172 243V242H171ZM194 243V242H193ZM214 243V242H213ZM118 244V243H117ZM170 244V245H168ZM199 244V243H198ZM219 244V243H217ZM224 244V246H225ZM50 245H52L50 247ZM112 245V244H111ZM174 247H172V246ZM221 245V244H220ZM49 246V247H48ZM171 246V247H170ZM184 246V245H182ZM182 246H178L180 247V251L184 250V254H192V252L195 251V249H192V252L188 253L186 252V248L182 247ZM48 247V248H47ZM98 246H96L97 248ZM183 249H182V248ZM190 247V246H188ZM190 249L191 248H188ZM1 248V247H0ZM99 248V247H98ZM109 248V247H108ZM173 248V249H170ZM196 248V247H193ZM103 249V248H102ZM121 249V248H119ZM118 249V250H119ZM124 249V248H123ZM122 249V250H123ZM197 249V248H196ZM92 250V249H90ZM89 250V251H90ZM194 250V251H193ZM88 251V252H89ZM94 251V250H93ZM92 251V252H93ZM100 251V250H99ZM109 251V250H108ZM121 252V250H119ZM131 251V250H130ZM197 251V250H196ZM199 251V250H198ZM115 252V251H114ZM123 252V251H122ZM183 252V251H181ZM95 253V252H93ZM98 253V250H97ZM109 253V252H106ZM125 253V252H124ZM128 253V252H127ZM176 253H178V255H176ZM197 253V252H196ZM199 253V252H198ZM91 254V251H90ZM117 254V253H116ZM115 254V255H116ZM182 254V253H181ZM183 254V256L181 257V255L179 256L180 259L177 261L180 263L179 264H202L201 262L196 263L197 261H199L196 257L198 254L193 255L195 256L194 259H197L196 262L194 263H190V256L185 257ZM195 254V253H194ZM87 255V254H86ZM118 255V254H117ZM125 255V254H124ZM171 255V256H170ZM106 256V255H105ZM77 257V256H76ZM84 257V256H83ZM88 257V256H87ZM91 257V256H90ZM100 257V256H99ZM115 257V256H114ZM112 257V258H114ZM173 257V256H172ZM78 258V257H77ZM82 258V257H81ZM101 258V257H100ZM111 258V256H110ZM111 258V259H112ZM120 258V257H119ZM130 258V259H131ZM193 258V257H192ZM216 258V257H215ZM13 259H15V261H13ZM72 259V258H71ZM83 259V258H82ZM94 259V258H93ZM106 259V258H105ZM122 259V258H121ZM120 259V260H121ZM190 259V260H187ZM203 259V258H202ZM100 260V259H97ZM113 260V259H112ZM124 260V259H123ZM91 261V260H90ZM108 261V260H107ZM117 261V260H116ZM119 261V260H118ZM131 261V260H130ZM155 261H157L155 263ZM159 261H161V263H159ZM203 261V260H200ZM154 262V263H153ZM193 262V260H192ZM206 261H204L205 263ZM94 263H96L94 261ZM99 263V262H98ZM109 263V262H108ZM130 263V264H133ZM92 264V263H91ZM115 264V263H114ZM119 264V263H118ZM206 264V263H205ZM209 264V263H208ZM213 264V263H212Z\"/></svg>",
    "mask_w": 264,
    "mask_h": 264
}]
</instances>
